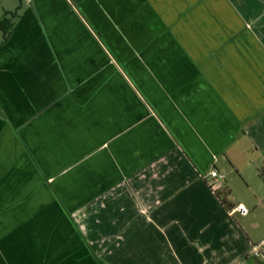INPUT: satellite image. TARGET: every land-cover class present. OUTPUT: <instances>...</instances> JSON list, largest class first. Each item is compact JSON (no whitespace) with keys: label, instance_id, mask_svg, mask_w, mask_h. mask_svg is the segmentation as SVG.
Segmentation results:
<instances>
[{"label":"crops","instance_id":"crops-1","mask_svg":"<svg viewBox=\"0 0 264 264\" xmlns=\"http://www.w3.org/2000/svg\"><path fill=\"white\" fill-rule=\"evenodd\" d=\"M18 1L0 264H264V190L209 178L264 171V0Z\"/></svg>","mask_w":264,"mask_h":264},{"label":"rangeland","instance_id":"rangeland-1","mask_svg":"<svg viewBox=\"0 0 264 264\" xmlns=\"http://www.w3.org/2000/svg\"><path fill=\"white\" fill-rule=\"evenodd\" d=\"M18 4L20 5V2L18 0H0V6L2 5V6L12 7L13 8L12 12H15L16 8L14 7L18 6ZM1 12L2 10L0 11V20L3 19V16H4V14H2ZM242 154L246 155V157L240 158V164L238 165V169L241 172L240 175L237 174L236 171L234 170L231 173L230 171H226L224 169V175H225L224 181L230 183V185L233 186L234 191H233L232 196L234 197L235 201H238L242 197H245L246 195H248V187L245 183V180H248L251 187H255V188L257 187L256 189L261 187V189L264 190L263 189L264 187L263 168L260 169L261 172L259 173L256 172L258 170L257 168H260L259 159H255L256 162L255 164L252 165L250 164L249 158L247 156L248 154L244 152Z\"/></svg>","mask_w":264,"mask_h":264},{"label":"built area","instance_id":"built-area-1","mask_svg":"<svg viewBox=\"0 0 264 264\" xmlns=\"http://www.w3.org/2000/svg\"><path fill=\"white\" fill-rule=\"evenodd\" d=\"M209 178H211V180L213 182L211 184H214L220 180H224L225 175L222 172H220L218 169H213L209 173ZM236 210L239 211L240 213L244 214V215L249 213L248 208L244 204H238L236 207ZM252 253L256 257L264 258V239L258 245H253Z\"/></svg>","mask_w":264,"mask_h":264},{"label":"trees","instance_id":"trees-1","mask_svg":"<svg viewBox=\"0 0 264 264\" xmlns=\"http://www.w3.org/2000/svg\"><path fill=\"white\" fill-rule=\"evenodd\" d=\"M19 17V14L16 12H6L3 19L0 20V32H3L6 37L11 34V31L15 25L14 20ZM217 194L221 197L224 204H226V193L224 191L217 192ZM228 195V194H227Z\"/></svg>","mask_w":264,"mask_h":264}]
</instances>
